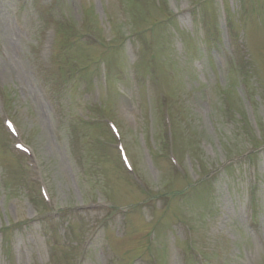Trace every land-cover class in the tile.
Masks as SVG:
<instances>
[{
    "label": "rangeland",
    "instance_id": "obj_1",
    "mask_svg": "<svg viewBox=\"0 0 264 264\" xmlns=\"http://www.w3.org/2000/svg\"><path fill=\"white\" fill-rule=\"evenodd\" d=\"M198 254L264 264V0H0V264Z\"/></svg>",
    "mask_w": 264,
    "mask_h": 264
}]
</instances>
